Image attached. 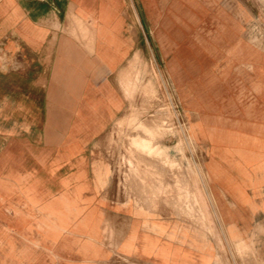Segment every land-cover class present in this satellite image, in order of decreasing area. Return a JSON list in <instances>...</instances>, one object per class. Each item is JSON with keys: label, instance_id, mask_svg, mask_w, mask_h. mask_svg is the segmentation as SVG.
Segmentation results:
<instances>
[{"label": "crops", "instance_id": "obj_1", "mask_svg": "<svg viewBox=\"0 0 264 264\" xmlns=\"http://www.w3.org/2000/svg\"><path fill=\"white\" fill-rule=\"evenodd\" d=\"M148 23L146 0H0V138L27 156L11 264H227L223 249L264 237V91L240 65L190 90L202 161L183 176L157 165L148 197L109 157L94 171L141 104L132 65L163 64Z\"/></svg>", "mask_w": 264, "mask_h": 264}, {"label": "rangeland", "instance_id": "obj_2", "mask_svg": "<svg viewBox=\"0 0 264 264\" xmlns=\"http://www.w3.org/2000/svg\"><path fill=\"white\" fill-rule=\"evenodd\" d=\"M146 1L148 28L162 46L163 64L156 68L134 62L131 97L141 104L132 105L125 120L116 124V137L111 138L115 154L104 150L94 154L93 161L102 167L94 171L105 176L108 159L114 160L125 188L135 183L136 190L141 187L145 196L154 197L157 165L169 168L164 176L177 178L184 174L183 163L202 161L190 133L193 116L199 117L186 106L190 90L201 98L214 81L240 76V65L259 92L264 91V0ZM26 160V153L11 150L10 138H0V264H11L12 222L16 195L26 192ZM204 202L196 199L194 207ZM222 251L227 264H264V237L240 244L232 256L230 250Z\"/></svg>", "mask_w": 264, "mask_h": 264}, {"label": "bare ground", "instance_id": "obj_3", "mask_svg": "<svg viewBox=\"0 0 264 264\" xmlns=\"http://www.w3.org/2000/svg\"><path fill=\"white\" fill-rule=\"evenodd\" d=\"M263 81V80H262Z\"/></svg>", "mask_w": 264, "mask_h": 264}]
</instances>
